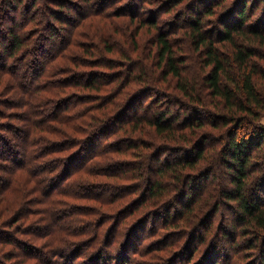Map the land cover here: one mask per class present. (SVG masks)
Listing matches in <instances>:
<instances>
[{
  "label": "trees",
  "instance_id": "1",
  "mask_svg": "<svg viewBox=\"0 0 264 264\" xmlns=\"http://www.w3.org/2000/svg\"><path fill=\"white\" fill-rule=\"evenodd\" d=\"M1 95L0 264H264V0H0Z\"/></svg>",
  "mask_w": 264,
  "mask_h": 264
},
{
  "label": "rangeland",
  "instance_id": "2",
  "mask_svg": "<svg viewBox=\"0 0 264 264\" xmlns=\"http://www.w3.org/2000/svg\"><path fill=\"white\" fill-rule=\"evenodd\" d=\"M7 95H5V96H0V108H5V107H7V104H6V101L9 99L8 97H6ZM9 97L10 96H13V95H8ZM11 99V98H10ZM1 120L2 119H0V122H1ZM9 124H11L10 123V121H7ZM13 122V121H12ZM7 127V126H6ZM6 127H3V126H0V132H2L3 134H7V135H11V130H5V128ZM264 154V153H263ZM262 156V155H261ZM122 159H123V161H125V166H124V169H128V168H130L131 166H132V164H133V162H131L132 160L131 159H125V158H123L122 157ZM122 159H120V158H118V160L117 161H119V160H122ZM258 160H261V158L260 159H257L256 160V162H257V166L259 167V165H260V161H258ZM215 168L217 169L216 170V173L217 172H219L218 173V179H215V178H213V179H209V183H211L212 185H214V186H218L220 183H223V185L225 184V185H227L228 184V180L226 179V178H223V177H226V174L225 173H227V172H225V170H224V168H222L221 167V165L220 164H215ZM213 172H214V170H213ZM3 174V173H2ZM1 173H0V175H2ZM214 175H215V173H213ZM213 175V176H214ZM111 181V183H116V182H114V181H116V180H114V181H112V180H108V182H110ZM120 181H122V180H120ZM120 181H118V182H120ZM231 215H232V212L231 211H228V213L225 215V217L226 218H220L221 216L219 215V216H216V220L214 221L215 223V225L214 226H216V225H219L220 223H222V225H224V224H226L227 222L229 223V221H230V219L232 218L231 217ZM218 218V219H217ZM223 220V221H222ZM213 226V227H214ZM218 232H219V229H216V230H214L213 231V233H215L214 234V236H213V238H215L216 240V242H220V244H223L224 246L226 245L227 247H226V251H227V257H229V261H231V262H233V260H234V258L232 257L233 255H234V253L235 252H233V250H231V249H229V248H231L230 246H231V244H233V242H231V241H229V237L228 238H225V240H223L221 237H220V235L218 234ZM23 237H25L24 235H22ZM219 244V245H220ZM222 245V246H223ZM11 248H12V246H11ZM225 248V247H224ZM215 253V252H214ZM213 252L211 253V254H214ZM255 257V261H257V262H260V260H259V256H258V253H255V255H254ZM226 257V258H227ZM225 258V259H226ZM16 259H18V257H16ZM217 258H214V260H216ZM225 259H224V257H222V256H220V258L218 259L219 260V263L218 264H222V263H225ZM217 261V260H216ZM10 264H14L13 262H14V260H10ZM218 262V261H217ZM9 263V262H8Z\"/></svg>",
  "mask_w": 264,
  "mask_h": 264
}]
</instances>
